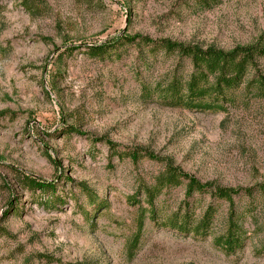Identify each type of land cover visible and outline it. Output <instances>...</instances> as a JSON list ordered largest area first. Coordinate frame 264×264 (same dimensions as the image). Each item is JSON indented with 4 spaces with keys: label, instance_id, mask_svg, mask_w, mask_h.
I'll use <instances>...</instances> for the list:
<instances>
[{
    "label": "rangeland",
    "instance_id": "rangeland-1",
    "mask_svg": "<svg viewBox=\"0 0 264 264\" xmlns=\"http://www.w3.org/2000/svg\"><path fill=\"white\" fill-rule=\"evenodd\" d=\"M213 1L33 0L29 10L0 0V264H264V208L258 227L249 219L245 247L227 256L215 238L228 205L210 196L194 206L198 216L219 208L211 236L180 235L147 214L129 254L148 209L144 191L167 162L203 183L264 182V99L251 96L228 114L165 107L143 88L169 83L176 59L143 61L128 44L104 60L89 53L134 36L225 51L264 38V0ZM101 139L154 158L134 163ZM25 177L55 189L30 190ZM184 200L183 186L165 190L160 220Z\"/></svg>",
    "mask_w": 264,
    "mask_h": 264
},
{
    "label": "trees",
    "instance_id": "trees-1",
    "mask_svg": "<svg viewBox=\"0 0 264 264\" xmlns=\"http://www.w3.org/2000/svg\"><path fill=\"white\" fill-rule=\"evenodd\" d=\"M32 1L23 0L29 10ZM200 3L210 8L214 1L200 0ZM125 44L137 46L143 61L156 58L160 53L176 59V71L169 83L156 85L154 89L143 88L147 99L155 100L162 106L190 112L228 114L231 109L237 108L241 101L251 96L264 99V38L256 43L225 51L215 47L204 49L168 39L152 40L148 37L134 36L121 39L113 45L90 47L89 53L93 58L104 60L113 54L117 46ZM68 51L71 53L74 49L69 48ZM101 140L110 147L114 155L124 156L134 163L143 158H154L149 152L121 151L119 146L110 140ZM24 181L27 182V188L33 191L51 192L55 189L52 184L31 177H25ZM181 186L185 190L184 202L175 213L160 220L156 208L157 200L165 190ZM144 195L148 209H143L138 231L130 242L131 257L140 246L147 214L155 224L172 229L180 235L207 238L212 235L215 228L219 208L210 204L202 215L198 216L194 201L197 197L210 196L216 202H224L228 205L225 227L215 238V243L225 255L231 256L245 247L250 230L247 227L249 219L251 220L249 226L258 227L257 211L259 206L264 208V182L252 188L223 187L215 182L203 183L169 162L165 164L164 171L157 177L154 185L145 189ZM241 199L249 201L248 206L242 209L237 203V200Z\"/></svg>",
    "mask_w": 264,
    "mask_h": 264
}]
</instances>
